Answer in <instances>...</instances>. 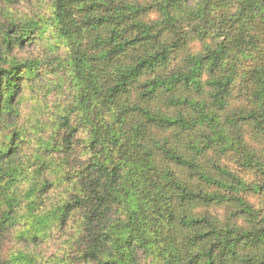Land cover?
<instances>
[{
  "label": "trees",
  "instance_id": "1",
  "mask_svg": "<svg viewBox=\"0 0 264 264\" xmlns=\"http://www.w3.org/2000/svg\"><path fill=\"white\" fill-rule=\"evenodd\" d=\"M23 1L0 0V127L46 74L26 48H47L69 104L31 167L23 133L0 141V249L264 264V0H48L38 20Z\"/></svg>",
  "mask_w": 264,
  "mask_h": 264
},
{
  "label": "rangeland",
  "instance_id": "2",
  "mask_svg": "<svg viewBox=\"0 0 264 264\" xmlns=\"http://www.w3.org/2000/svg\"><path fill=\"white\" fill-rule=\"evenodd\" d=\"M48 6V0H25L14 11L18 17L38 20V15L47 13ZM64 51L61 50L59 53L62 55ZM17 55L21 58L32 57L33 59L45 55L46 59L45 62H41L46 73H43V83L35 80L24 82V90L15 100L20 110L18 118L14 119L8 127H0V141L12 136L15 131L24 134L26 145L24 144L25 156L23 161L29 168L35 163L38 139L41 137L49 138L55 134L53 130L58 123L57 119L63 115V110L69 104V92L65 76L52 73V70H55L57 66L53 67L49 62L50 53L47 48L45 51L43 47L26 48ZM9 240L3 249H0V264H15L14 260L16 257H20L21 252L26 255L29 252L38 253L36 264H58L49 258L53 256L63 257L64 254L62 251L65 247L63 239L59 243L55 240L44 243L39 249L26 248L19 245L15 240Z\"/></svg>",
  "mask_w": 264,
  "mask_h": 264
}]
</instances>
